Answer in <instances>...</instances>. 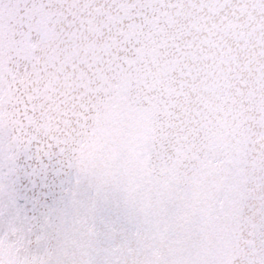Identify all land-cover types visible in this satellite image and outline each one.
Masks as SVG:
<instances>
[{"label":"water","instance_id":"1","mask_svg":"<svg viewBox=\"0 0 264 264\" xmlns=\"http://www.w3.org/2000/svg\"><path fill=\"white\" fill-rule=\"evenodd\" d=\"M0 264H264V0H0Z\"/></svg>","mask_w":264,"mask_h":264}]
</instances>
